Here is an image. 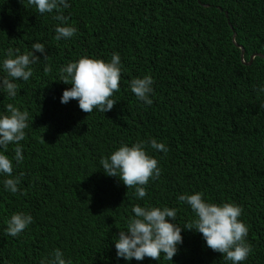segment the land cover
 <instances>
[{
	"label": "trees",
	"instance_id": "1",
	"mask_svg": "<svg viewBox=\"0 0 264 264\" xmlns=\"http://www.w3.org/2000/svg\"><path fill=\"white\" fill-rule=\"evenodd\" d=\"M68 3L62 14L77 32L57 41L56 27L64 25L55 10L39 14L28 0H0V76L9 49L15 56L35 42L46 47L36 52L29 80H14L15 98L0 91V116L9 114L8 103L29 114L19 142L23 162L15 161V143L5 153L20 179L17 193L0 173V264H47L55 249L71 264H232L201 233L183 227L173 261L163 254L159 261L117 256L115 240L135 217V205L176 208V220L168 219L184 225L196 216L177 197L196 192L242 207L253 251L240 264H264V57L249 63L264 54V0ZM114 53L121 78L110 111L89 114L76 99L61 102L73 87L60 81L62 68L82 57L110 62ZM146 75L154 80L151 105L130 86ZM152 139L168 151L145 145L161 175L149 180L141 199L100 161L122 145ZM17 213L33 222L16 237L6 235Z\"/></svg>",
	"mask_w": 264,
	"mask_h": 264
},
{
	"label": "clouds",
	"instance_id": "2",
	"mask_svg": "<svg viewBox=\"0 0 264 264\" xmlns=\"http://www.w3.org/2000/svg\"><path fill=\"white\" fill-rule=\"evenodd\" d=\"M28 4L35 6L37 13H58L54 19L61 21L64 26L56 27L57 41L73 37L77 29L67 25L68 17L62 14L63 9L70 7L68 0H28ZM27 7V5H25ZM19 53V49L15 50ZM36 52L46 53L44 44L35 42L32 51L13 56V50H8V58L3 61L4 76H0V91L7 96H17L18 85L14 80L27 81L33 75L30 65L37 63L40 57ZM47 55H45V58ZM50 68H45V72ZM121 78V57L118 53L112 55L111 61L106 62L99 58L82 57L77 62L69 63L61 69L60 81L72 84L73 87L65 89L61 102L68 103L76 99L82 111L91 114L93 109L107 113L116 100L112 99L113 93L119 91ZM153 77L146 75L143 78H135L131 81V90L135 96L147 105L153 103L150 94L153 92ZM260 91H264L261 88ZM7 112L0 116V173L8 178L4 180L5 188L15 194L19 191V177H13V159L5 153L10 143H15V161L19 164L24 160L19 142L25 139V129L28 127L29 114L21 111L12 103L6 105ZM154 150L167 153L168 148L156 139L140 141L131 146L125 144L115 150L110 157L102 158L100 164L104 172L109 176H116L129 188L135 189L138 198L147 196L146 185L150 179H156L161 175L158 160L149 155L145 145ZM26 195V193H24ZM202 192L194 194H181L177 197L180 203L190 205L196 218L184 225L171 222L168 218L176 220L177 209L170 207H147L135 205L133 212L135 217L127 223V229L118 233L115 240L117 256L126 260H143L149 257L160 260L173 261L178 252V245L182 244V227L201 233L208 248L223 254V259L232 264H240L245 261L253 251L252 246L246 242L249 232L248 226L239 218L242 215V207L225 202L217 204L206 201ZM33 222L31 215L17 213L8 221L6 235L18 236L29 224ZM44 264V262H42ZM47 264H71L66 261L63 252L55 249Z\"/></svg>",
	"mask_w": 264,
	"mask_h": 264
},
{
	"label": "water",
	"instance_id": "3",
	"mask_svg": "<svg viewBox=\"0 0 264 264\" xmlns=\"http://www.w3.org/2000/svg\"><path fill=\"white\" fill-rule=\"evenodd\" d=\"M235 38H236V33H234V36H233V40H234V42H235ZM237 46H239L238 44H236ZM241 49H242V57H244V53H245V50H244V48L241 46ZM261 56V57H264V54H261V53H258V54H253L252 55V57H251V60L249 61V63H251L252 61H253V58L255 57V56Z\"/></svg>",
	"mask_w": 264,
	"mask_h": 264
}]
</instances>
